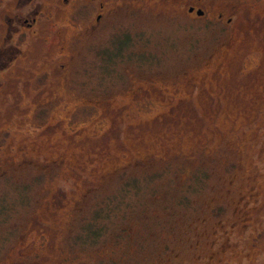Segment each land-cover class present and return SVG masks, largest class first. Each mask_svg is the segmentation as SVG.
Returning <instances> with one entry per match:
<instances>
[{"label": "rangeland", "instance_id": "obj_1", "mask_svg": "<svg viewBox=\"0 0 264 264\" xmlns=\"http://www.w3.org/2000/svg\"><path fill=\"white\" fill-rule=\"evenodd\" d=\"M17 2L30 20L0 0V264H264V0H210L213 21L237 5L225 32L135 0L94 33L50 11L8 40Z\"/></svg>", "mask_w": 264, "mask_h": 264}, {"label": "flooded vegetation", "instance_id": "obj_2", "mask_svg": "<svg viewBox=\"0 0 264 264\" xmlns=\"http://www.w3.org/2000/svg\"><path fill=\"white\" fill-rule=\"evenodd\" d=\"M119 2L113 5L110 0H51V2L47 3V7L44 6V2L42 0H28L27 4V11L28 15L32 13V18L28 20L26 18L27 14H21L18 16V12H15L18 9V2L15 6L14 15L13 17L7 16V18L11 21L14 18L22 20V25H7L6 30V38L12 36V33L22 28H26L28 26H32L36 23L38 16L41 14L45 18H51V14L55 15L56 12L64 13L68 12L71 19H80L83 21V24L86 25L85 31L89 33H94L98 30L102 24L108 22L109 17L112 13L118 11L120 8H130L132 6L130 1L135 0H118ZM158 3L162 4V6L166 8H172L173 13L169 14L167 12L161 11L159 14L157 13L156 16L164 17L167 16L172 19V23L176 20L183 21L184 18L190 19L193 23H199V21L203 20L204 26L210 28L211 25L216 24L215 26L218 27L220 32H225V26L229 25L235 13L237 11V5H227L225 6L224 11L230 12L228 18L224 20L225 12L222 11L217 13L215 21L214 18H211L212 15V3L210 0H156ZM235 2H240V0H235ZM47 9V10H46ZM138 10L142 11L143 7H138ZM52 11V12H50ZM177 13H181L180 16H176ZM232 14V15H231ZM75 15V16H74ZM88 21V24H87ZM29 22V23H28ZM189 24H192L189 22ZM214 26V27H215ZM12 28H15L11 31ZM213 29V28H211ZM6 40V39H5ZM5 42V41H4ZM4 47H1L3 49ZM1 52H8L9 47L5 46V50H1Z\"/></svg>", "mask_w": 264, "mask_h": 264}, {"label": "trees", "instance_id": "obj_3", "mask_svg": "<svg viewBox=\"0 0 264 264\" xmlns=\"http://www.w3.org/2000/svg\"><path fill=\"white\" fill-rule=\"evenodd\" d=\"M55 164V163H57V161H51V162H47L48 164H53V163ZM46 163V164H47ZM47 164V165H48ZM57 165V164H56ZM123 194L122 195H120L119 197H113L114 198V200L115 201H113V200H109L108 201V199H107V201H106V203H104V207L103 208H105V209H103L102 210V208L101 209H97V210H95V212H96V214H95V216H96V218L97 217H105V216H107V215H109V212H106L107 211V209H111L112 210V212H113V208H112V205L114 204V202L115 203H117V202H120V198H123V200L121 201V203H127L128 201H130L131 200V194L128 192V191H130V189L127 187V189H125V187L123 188ZM112 201V202H111ZM91 227H93L92 225L91 226H89V228H88V233H89V237L90 238H93L94 236V238L95 239H98L99 238V236H100V233H103V230L105 229L104 227H106V226H102V225H97L96 224V228H97V230H95V229H91ZM101 228V229H100ZM91 235V236H90Z\"/></svg>", "mask_w": 264, "mask_h": 264}]
</instances>
